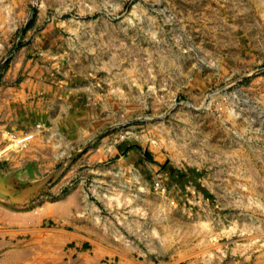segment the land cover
Here are the masks:
<instances>
[{
	"label": "rangeland",
	"instance_id": "374dc122",
	"mask_svg": "<svg viewBox=\"0 0 264 264\" xmlns=\"http://www.w3.org/2000/svg\"><path fill=\"white\" fill-rule=\"evenodd\" d=\"M0 172V264H264V0H0Z\"/></svg>",
	"mask_w": 264,
	"mask_h": 264
},
{
	"label": "crops",
	"instance_id": "0c3cea01",
	"mask_svg": "<svg viewBox=\"0 0 264 264\" xmlns=\"http://www.w3.org/2000/svg\"><path fill=\"white\" fill-rule=\"evenodd\" d=\"M30 172L28 171L27 174ZM14 182H12V176L0 172V195L10 199L12 202H22V197L18 198V196H23L24 191L28 190L26 188L18 189ZM24 202V201H23Z\"/></svg>",
	"mask_w": 264,
	"mask_h": 264
}]
</instances>
